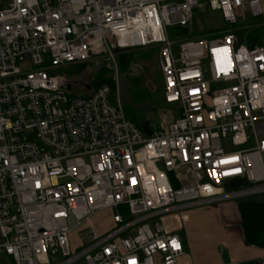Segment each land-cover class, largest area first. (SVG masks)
I'll return each instance as SVG.
<instances>
[{
	"label": "built area",
	"instance_id": "1",
	"mask_svg": "<svg viewBox=\"0 0 264 264\" xmlns=\"http://www.w3.org/2000/svg\"><path fill=\"white\" fill-rule=\"evenodd\" d=\"M0 1V254L12 264H181L166 218L264 196V47L233 31L168 35L190 33L200 6L229 27L258 18L260 0ZM155 47L177 110L146 137L125 116L115 55ZM91 63L114 90L74 95L58 71Z\"/></svg>",
	"mask_w": 264,
	"mask_h": 264
},
{
	"label": "crops",
	"instance_id": "2",
	"mask_svg": "<svg viewBox=\"0 0 264 264\" xmlns=\"http://www.w3.org/2000/svg\"><path fill=\"white\" fill-rule=\"evenodd\" d=\"M260 7L262 15L258 18L261 21L254 24L264 29V0H260ZM135 65L140 66L138 63ZM130 95L134 103L140 105V109L133 108L129 113L131 118L126 112L125 116L145 136L157 127H166L175 119V111L169 108L158 111L157 105L148 96L137 93ZM154 115L167 122L159 125V120H153ZM237 203L232 201L216 203L165 219L166 230L178 235L183 244L185 256L181 264H256L264 260L263 250L246 246L244 243ZM109 227L108 216L106 229ZM180 234H183L182 237Z\"/></svg>",
	"mask_w": 264,
	"mask_h": 264
},
{
	"label": "rangeland",
	"instance_id": "3",
	"mask_svg": "<svg viewBox=\"0 0 264 264\" xmlns=\"http://www.w3.org/2000/svg\"><path fill=\"white\" fill-rule=\"evenodd\" d=\"M8 9V4L6 2L0 1V11ZM246 22L245 20L242 21L240 20L236 26H234V29H238L241 27H246L250 24L254 23H260L261 19L260 18H252L249 14L246 15ZM223 27H229L223 21L220 19V16L217 12L210 11L207 7L200 6L198 10L195 11L192 23L190 25V32L194 34L195 37H200L206 33L207 36H209L210 33L215 34V31L218 29H221ZM236 32V31H235ZM234 32L236 35L239 44L246 43L245 42V36L242 34H237ZM174 40V39H173ZM126 54V57L129 61H133L135 63H138L141 67H144L145 70L148 71V73L152 72L150 75V88L149 87H135V92H138L139 94H143L145 96H148L154 104L157 105L158 111H164L165 109L169 108V110H173L176 112L177 106L175 105H168L166 106L164 104L163 100V83H162V78L161 75L158 71L157 67V62L155 61V57L157 55V48H147V49H134V50H126L122 52ZM118 54L115 55V61L118 65L120 66ZM81 65H75L71 67H67L64 69H61L58 71L57 74L59 75H65L68 78H76L77 83L73 85L72 87V93L74 95L77 94H82V89H83V84H91L92 83V77L94 70L99 67L95 64H89L87 68L84 70L81 69ZM140 88V89H139ZM139 89V90H138ZM85 91V90H84ZM133 94V92H132ZM111 101L115 102V97H111ZM125 109L124 111L126 112V115L130 116V112H132L133 108L131 106H123ZM154 121L159 120V125L167 122V120H162L160 117L154 115L152 116ZM133 119V118H132ZM252 200L254 201H263L264 196H255ZM209 207V206H208ZM204 208V207H203ZM199 209V208H198ZM188 212V211H186ZM120 213L124 215V211L120 210ZM108 216L109 215H99L97 216L93 222L95 223L96 227L99 230H103L107 228L108 225ZM182 237L183 234H180ZM59 258L55 257L53 260H58ZM0 264H12L8 257L0 254Z\"/></svg>",
	"mask_w": 264,
	"mask_h": 264
},
{
	"label": "trees",
	"instance_id": "4",
	"mask_svg": "<svg viewBox=\"0 0 264 264\" xmlns=\"http://www.w3.org/2000/svg\"><path fill=\"white\" fill-rule=\"evenodd\" d=\"M247 20L245 19V22ZM237 25V24H236ZM234 25V26H236ZM223 27L215 31V34L210 33L209 35L217 36L223 35L227 32H237L245 36V44L248 48L254 47H264V29L262 26L257 24H250L246 27H241L234 29L235 27ZM208 33L202 35L207 36ZM168 35L171 39H176L177 37L192 36L195 37L193 33H189L186 28H173L168 31ZM120 66L119 71L121 73L128 72L129 66L133 61H129L126 54H118ZM89 64H81V69H85ZM98 65H96L97 67ZM109 71L104 68L97 67L94 70L92 77V87L97 89L102 85H108L114 90V86L110 79H108ZM72 81H76V78H70ZM237 209L240 219V227L242 229L243 240L246 246H253L264 251V200L254 201L252 199H246L239 201L237 203Z\"/></svg>",
	"mask_w": 264,
	"mask_h": 264
},
{
	"label": "water",
	"instance_id": "5",
	"mask_svg": "<svg viewBox=\"0 0 264 264\" xmlns=\"http://www.w3.org/2000/svg\"><path fill=\"white\" fill-rule=\"evenodd\" d=\"M117 52H119V51H117ZM136 69H137V67L133 66L132 68H130L129 71L133 72ZM125 75L120 76V79H119L118 94H119L120 102L123 106L129 105L132 108L140 109V105L135 104L133 99L131 98V95L129 92V84L125 78ZM108 79H111V77L109 76ZM150 136H151V133L146 134V137H150ZM158 167H159V169H162V166L160 164L158 165ZM244 184H245L244 181L238 180V181L233 182V183H227L225 186L227 189H231V188L242 186ZM8 259L10 260L11 263H13L10 257H8Z\"/></svg>",
	"mask_w": 264,
	"mask_h": 264
},
{
	"label": "flooded vegetation",
	"instance_id": "6",
	"mask_svg": "<svg viewBox=\"0 0 264 264\" xmlns=\"http://www.w3.org/2000/svg\"><path fill=\"white\" fill-rule=\"evenodd\" d=\"M133 66H136L137 69L133 72H130V68H132ZM129 70L128 72H125V73H121V76L122 75H125V78L129 84V91L130 93H137L139 94L138 92H135V87H149L150 85V75L152 72L148 73L147 70L144 69V67H140L138 65H135V63H132L130 66H129ZM91 88H93L91 86ZM140 89V88H139ZM138 89V90H139Z\"/></svg>",
	"mask_w": 264,
	"mask_h": 264
}]
</instances>
